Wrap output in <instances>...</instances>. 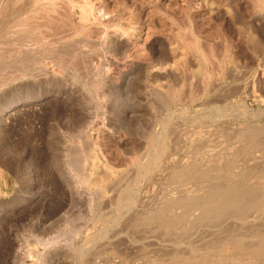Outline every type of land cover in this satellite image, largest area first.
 <instances>
[{
	"label": "rangeland",
	"instance_id": "rangeland-1",
	"mask_svg": "<svg viewBox=\"0 0 264 264\" xmlns=\"http://www.w3.org/2000/svg\"><path fill=\"white\" fill-rule=\"evenodd\" d=\"M0 264H264V0H0Z\"/></svg>",
	"mask_w": 264,
	"mask_h": 264
},
{
	"label": "bare ground",
	"instance_id": "bare-ground-1",
	"mask_svg": "<svg viewBox=\"0 0 264 264\" xmlns=\"http://www.w3.org/2000/svg\"><path fill=\"white\" fill-rule=\"evenodd\" d=\"M86 7H87V6H86ZM86 9H87V8H86ZM88 9H90V8L88 7ZM88 9H87V10H88ZM81 15H82V14H81ZM83 15H85V13H83ZM88 15H89V14H88ZM86 16H87V15H86ZM84 17H85V16H84ZM84 17H83V18H84ZM83 18H82V20H83ZM85 18H86V17H85ZM87 19H88V18H87ZM84 20H85V19H84ZM30 21H31V20H30ZM86 21H87V20H86ZM24 23H25V22H24ZM22 25H25V24H22ZM16 26H17V25H16ZM25 27H26V25H25ZM18 31H19V30H18ZM171 47L174 48L173 46H171ZM175 47H176V46H175ZM172 48H171V49H172ZM173 50H174V49H173ZM175 50H176V48H175ZM170 51H172V50H170ZM176 52H177V51H176ZM176 52L174 53L175 55H176ZM169 55L172 56V55H173V51H172V54L169 53ZM177 55H178V54H177ZM183 55H184V57H185V54H183ZM170 56H169V57H170ZM173 56H174V55H173ZM178 56H179V55H178ZM178 56H177V58H178ZM181 56H182V54H181ZM170 58H171V57H170ZM172 59H173V58H172ZM174 59H175V57H174ZM189 59H190V58H189ZM174 62H176V60H175ZM182 63H183V62H182ZM178 64H181V63H178ZM175 65L177 66V64H175ZM175 65H174V66H175ZM170 67H171V66H170ZM170 67H169V68H170ZM179 67H180V66H179ZM173 68H174V67H173ZM170 69H171V68H170ZM179 69H180V68H178L176 71H178ZM163 70H164V69H163ZM165 70H166V68H165ZM157 71H158V70H157ZM176 71H175V73H176ZM178 72H179V71H178ZM178 72H177V73H178ZM180 72H181V70H180ZM178 74H179V73H178ZM180 75H182V73H181ZM180 75H179V76H180ZM163 149H164V147H163ZM164 153H165V152H164ZM156 157H157V156H156ZM145 168H146V167H145ZM255 193H256V192H255ZM219 197H220V196H219ZM219 197H218V198H219ZM218 198H217V199H218ZM250 198H251V197H250ZM252 198H253V197H252ZM256 200H257V199H256ZM247 201H248V200H247ZM250 201H252V200H250ZM260 202H261V201H260ZM205 203H206V202H205ZM205 203H203V205H204ZM211 204H212V203H211ZM211 204H210V205H211ZM261 204H262V203H261ZM210 205L208 204V206H210ZM204 206H206V205H204ZM203 209H204V207H203ZM222 210H223V209H222ZM220 211H221V210H219L217 213H219ZM225 212H226V211H225ZM225 212H224V213H225ZM212 214H213V213H212ZM214 214H215V213H214ZM253 232H254V231H253ZM41 240H42V239H41ZM258 240H259V239H258ZM259 241H260V240H259ZM261 241H262V239H261ZM244 242H245V241H244ZM256 243H257V242H256ZM258 243H259V242H258ZM39 244L41 245V244H43V243L41 242V243H39ZM47 244H49V243H47ZM47 244H46V245H47ZM244 244H245V243H244ZM244 244H242V246H243ZM251 244H252V243H251ZM46 245H45V246H46ZM48 246H49V245H48ZM250 246H251V245H250ZM254 246H256V245H254ZM254 246H253V247H254ZM43 247H44V246H43ZM46 247H47V246H46ZM239 248H240V247H239ZM255 248H256V247H255ZM257 248H258V247H257ZM35 249H36V248H35ZM36 250H37V249H36ZM32 251H33V250H32ZM37 251H38V253H39V250H37ZM40 251H41V250H40ZM35 252H36V251H34V253H35ZM235 252H236V251H235ZM240 252H241V251H240ZM240 252H239V253H240ZM29 254H31V253H29ZM32 254H33V253H32ZM44 254H46V252H45ZM241 254H242V253H241ZM259 254H261V253H259ZM34 255H35V254H34ZM38 255H39V254H38ZM48 255H49V254H48ZM229 255H230V254H229ZM243 255H244V254H243ZM45 256H46V255H43V257H45ZM234 256H236V255H234ZM255 256H256V255H255ZM31 257H32V255H31ZM40 257H41V256H40ZM49 257H50V256H49ZM257 257H259V256H257ZM32 258H33V257H32ZM36 258H37V256H36ZM234 258H235V257H234ZM259 258H260V257H259ZM43 259H45V258H43ZM245 259H247V258H245ZM245 259H244V260H245ZM241 260H242V259H241ZM241 260H240V261H241ZM244 260H243V261H244ZM259 260H260V259H259ZM43 261H44V260H43ZM248 261H249V260H248ZM256 261H257V260H256ZM250 262H251V261H250ZM262 262H263V261H262ZM39 263H40V262H39ZM41 263H42V262H41ZM254 263H255V262H254Z\"/></svg>",
	"mask_w": 264,
	"mask_h": 264
}]
</instances>
